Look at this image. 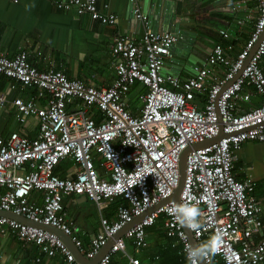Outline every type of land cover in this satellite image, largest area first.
I'll return each mask as SVG.
<instances>
[{
    "label": "built area",
    "instance_id": "2783aa9c",
    "mask_svg": "<svg viewBox=\"0 0 264 264\" xmlns=\"http://www.w3.org/2000/svg\"><path fill=\"white\" fill-rule=\"evenodd\" d=\"M255 1L257 17L242 50L233 57L230 45L214 43L205 62L194 66L185 79L164 73L181 36L155 31L139 0L130 2L142 36L114 38L110 50L115 80L108 87L95 88L53 68L38 70L25 51L13 58L0 53V76L14 82L11 92L18 86L48 97L46 107L32 99L12 100L16 121L22 124L33 116L39 128L34 138L11 133L0 139V212L60 230L85 259H92L124 226L172 195L181 152L217 137L221 126L225 137L191 151L186 159L179 204L199 207L202 225L199 232L187 230L196 244L209 241L217 230L223 232L219 251L203 260L205 264H264L262 208L252 196V184L236 180L232 172L235 152L243 143H264V0ZM239 7L234 4L230 9L235 12ZM56 8L102 25L116 22L113 14L99 9L97 0H63L56 2ZM218 34L230 39L225 30ZM134 86L146 89L139 95L138 115L132 114L126 98ZM77 101L84 109H67ZM4 102L0 95V108ZM65 160H71L72 167L62 178L55 169ZM71 195L87 198L98 212L99 228L88 245L77 236L76 225L64 210L63 200ZM117 199L121 201L113 207ZM173 205L171 200L162 203L133 225L97 264H121L122 258L128 264H159L158 257L146 263L135 255L149 247L147 230L158 222L163 238L172 241L171 247L179 244L188 262L185 249L192 245L168 212ZM0 235L33 245L38 264L42 257L79 264L54 233L41 228L0 216Z\"/></svg>",
    "mask_w": 264,
    "mask_h": 264
},
{
    "label": "crops",
    "instance_id": "0c3cea01",
    "mask_svg": "<svg viewBox=\"0 0 264 264\" xmlns=\"http://www.w3.org/2000/svg\"><path fill=\"white\" fill-rule=\"evenodd\" d=\"M58 1L63 0H19L18 4L0 0V53L13 58L18 52L25 51L29 61L38 70L53 68L63 72L69 79L81 80L95 88L110 86L115 80L110 50L114 38L126 35L139 40L143 32L141 24L133 17L130 0H97L103 13L116 17L113 25H102L87 16L77 15L74 11L58 10ZM189 2L191 5L186 4L187 7L181 8V4ZM234 4L240 7L232 12L230 6ZM139 5L155 31L179 33L181 36L171 49V59L164 66V73L181 79L189 77L194 66L205 62L209 50L219 41V30H225L229 38L236 41L234 54L231 52L235 57L249 38L257 17L255 0H139ZM216 73L221 76L220 71ZM13 84L12 80L0 76V95L5 98L4 106L0 108V139L6 140L11 133L34 138L39 128L38 119L31 116L19 124L12 100L16 97L32 99L37 106L46 107L48 97L46 94L40 96L37 89H20L18 86L15 92H11ZM145 91L141 86L130 89L126 98L133 115H138V110L142 107L139 95ZM67 109L73 111L84 107L77 101L68 105ZM89 112L94 117L98 116L95 109L90 108ZM63 162L70 166L63 168ZM63 162L56 167L55 173L65 178L72 162ZM232 172L236 180L252 184V196L262 208L260 218L264 222V143H243L235 152ZM65 198L64 210L76 225L77 236L88 245L91 236L98 231L99 219L95 229H81L79 220L69 215L64 205ZM83 201L82 198L77 200L78 203ZM155 231L162 233L158 226L147 230L149 247L155 242L151 238ZM170 242L172 241L162 236L161 242H158L159 249L168 250L175 259L178 258L179 264H188L181 246L178 244L171 247ZM147 249L134 254L142 259ZM37 256V249L33 245L18 241L13 235H0V264H21L22 259L26 260L25 264H38L34 261ZM154 257H158L159 264H164L160 254ZM39 264L66 262L60 257H42ZM121 264H128L127 260L122 258Z\"/></svg>",
    "mask_w": 264,
    "mask_h": 264
},
{
    "label": "water",
    "instance_id": "95a60500",
    "mask_svg": "<svg viewBox=\"0 0 264 264\" xmlns=\"http://www.w3.org/2000/svg\"><path fill=\"white\" fill-rule=\"evenodd\" d=\"M261 38H260V40H261ZM259 41L255 44L253 49L250 51L247 59L245 60L243 68L246 66V64L248 63L249 59L254 54V52H255L258 44H259ZM239 74H240V72L238 74H236L235 77L232 80H230L226 84L225 87H227L231 83H233L237 79ZM225 87L223 88V90L225 89ZM223 137H225V135L222 133V127L220 126V131H219V134H218L217 137H215L213 139H210V140H206V141H204L202 143H198V144H195V145H193L191 147H188V148L184 149L181 152L180 157H179L178 183H177V186L174 189L172 195L168 199L162 201L160 204L147 209L139 217H136L131 223H129L126 226H124L120 231L117 232V234L113 237V239H110L106 243V245L99 250V252L92 259H85L84 256L78 251V249L71 243L70 238L67 235H65L64 233H62L60 230H57L56 228L47 226L45 224H36V223L31 222L30 220L25 219L22 216L13 215L12 213H8V212H0V216L13 219V220H15V221H17L19 223L25 224L27 226L38 227V228H41V229H43L45 231L54 233L67 246V248L70 251V253H72V255L74 256L76 262H78L79 264H97L100 261V259L108 252V250L111 247V245L114 242V240L120 238L127 230H129L133 225L139 223L147 215H149L151 212H153L159 205H161L162 203H165L167 201H170V200L173 201L176 205H179V202H180L179 197H180L181 189L183 187L184 175H185V165H186V159H187L188 154L191 151H193V150H196V149H199L201 147L207 146V145H209L211 143L217 142L220 139H222ZM82 200L85 201L86 198L83 197ZM183 229H184V231H185V233H186V235L188 237V240H189L190 244L192 246L197 245L195 240L193 239L191 233L187 230V228H183ZM199 263L200 264H205L203 261H200Z\"/></svg>",
    "mask_w": 264,
    "mask_h": 264
},
{
    "label": "clouds",
    "instance_id": "9594fccd",
    "mask_svg": "<svg viewBox=\"0 0 264 264\" xmlns=\"http://www.w3.org/2000/svg\"><path fill=\"white\" fill-rule=\"evenodd\" d=\"M86 200L88 199L86 198ZM168 212L171 216L174 217L176 223H178L182 228H187L191 232L200 231L202 225L200 224L198 219L201 215V210L199 207L182 203L179 205H173L168 209ZM223 242V232L217 230L215 235L212 236V238L204 244H197L195 246L186 248L185 251L189 264H199L200 261L205 260L210 255L214 256L219 251V247Z\"/></svg>",
    "mask_w": 264,
    "mask_h": 264
},
{
    "label": "rangeland",
    "instance_id": "374dc122",
    "mask_svg": "<svg viewBox=\"0 0 264 264\" xmlns=\"http://www.w3.org/2000/svg\"><path fill=\"white\" fill-rule=\"evenodd\" d=\"M186 4L191 3H183L181 4V8L187 7ZM188 5L189 7H191ZM133 98V96H130ZM70 165L67 162L62 163L63 168H68ZM82 196H71V197H66L64 201V205L67 207V211L69 215L77 220H79L80 224L79 227L82 229H87V230H93L96 228L97 223H98V212L93 205V203L89 200L83 201L78 203L77 200L81 198ZM157 240V238H155ZM159 242H161V239H159ZM11 253V252H10ZM26 260L22 259L21 264H25Z\"/></svg>",
    "mask_w": 264,
    "mask_h": 264
},
{
    "label": "trees",
    "instance_id": "16d2710c",
    "mask_svg": "<svg viewBox=\"0 0 264 264\" xmlns=\"http://www.w3.org/2000/svg\"><path fill=\"white\" fill-rule=\"evenodd\" d=\"M218 40L219 41H217V42L220 43V44H222L223 46L224 45L225 46L230 45L231 48H232V51L231 52L234 54V48L236 46V41L235 40H233L232 38L231 39H228V40H223L221 37L218 38ZM232 53H230V54L234 57V55ZM59 166H61V164ZM120 201H121L120 199H117L115 201V204H113L112 206L113 207L116 206L117 204L120 203ZM106 216H108V217H111L112 216V214L110 213V211L106 212ZM156 226L160 227L159 222L156 224ZM162 236H163L162 233H157V232L155 233V235H151V238L153 240H155V238H157V240H155V242L152 244V247H149L145 251V253L143 254L141 260L144 261V262H146V263H150V262L153 261V258H154L155 255L160 254L161 257H162V263H164V264H179L178 261H177L178 258L175 259L174 256H172L171 253L168 250L163 251V250H160L159 249L160 246L158 245V242H159V238L161 239Z\"/></svg>",
    "mask_w": 264,
    "mask_h": 264
}]
</instances>
